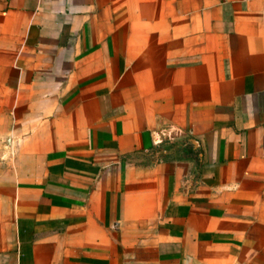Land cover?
I'll list each match as a JSON object with an SVG mask.
<instances>
[{
	"label": "crops",
	"instance_id": "0c3cea01",
	"mask_svg": "<svg viewBox=\"0 0 264 264\" xmlns=\"http://www.w3.org/2000/svg\"><path fill=\"white\" fill-rule=\"evenodd\" d=\"M0 264H264V0H0Z\"/></svg>",
	"mask_w": 264,
	"mask_h": 264
}]
</instances>
